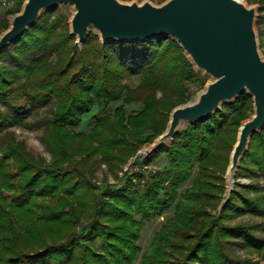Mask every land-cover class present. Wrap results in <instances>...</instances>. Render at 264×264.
<instances>
[{"label": "trees", "instance_id": "obj_1", "mask_svg": "<svg viewBox=\"0 0 264 264\" xmlns=\"http://www.w3.org/2000/svg\"><path fill=\"white\" fill-rule=\"evenodd\" d=\"M3 1L0 33L9 26L8 15L18 12L24 0L16 1V7H5ZM53 13L43 12L16 43L0 52V133L15 122L26 123L22 113L28 106L39 108L52 99L56 103L53 116L40 121L47 127L45 140L54 155L48 167L12 134L0 136V264H134L141 252L136 214L146 220L152 212H166L195 164L194 183L177 201L170 221L154 234L140 264H259L234 248L264 258V187L236 182L239 187L231 199L216 211L239 126L252 108L251 96L243 93L224 104L209 118L178 132L169 147L143 160L150 165L166 154L168 168L125 172L123 183L98 192L90 179L93 167L89 176L84 167L99 153L117 173L166 129L171 110L194 94L187 83L201 76L173 39L103 44L90 32L80 48L68 23L52 18ZM258 24L264 26V13ZM260 35L264 46V30ZM53 51L55 60L49 58ZM8 53L15 66L1 61ZM135 75L136 87L123 83ZM18 99H25L23 107H16ZM120 99L113 113L95 118L90 133L73 134L69 128L78 125L95 103L108 106ZM135 102L143 109L127 114L125 105ZM68 164L73 169L61 172ZM245 176L264 180V128L251 136L235 178ZM249 213L263 220L234 221Z\"/></svg>", "mask_w": 264, "mask_h": 264}, {"label": "water", "instance_id": "obj_2", "mask_svg": "<svg viewBox=\"0 0 264 264\" xmlns=\"http://www.w3.org/2000/svg\"><path fill=\"white\" fill-rule=\"evenodd\" d=\"M60 4L73 8L70 34L77 37L78 46L93 29L103 44L170 38L178 42L195 71L210 78L195 100L172 109L165 131L145 155L169 146L184 126L209 118L241 94L253 97L254 114L241 124L230 158L229 195L251 136L264 128V58L256 29L257 8L244 0H167L160 5L150 1L25 0L21 12L0 34V52L18 41L43 12Z\"/></svg>", "mask_w": 264, "mask_h": 264}, {"label": "rangeland", "instance_id": "obj_3", "mask_svg": "<svg viewBox=\"0 0 264 264\" xmlns=\"http://www.w3.org/2000/svg\"><path fill=\"white\" fill-rule=\"evenodd\" d=\"M16 1H18V0H8L9 6H14ZM121 1L127 2V3H131V2L144 3L146 1H150L153 4L160 5L167 0H121ZM24 2H25V0L22 3L21 9L18 12H16L15 14L21 12L23 5H24ZM244 2L249 6H255L257 8L256 29H257V33H258L260 52L264 58V46L261 45V40H260V38H261L260 32H261V30H264V26H263V24H258L259 15L261 13H264V11L263 12L260 11L262 5L264 4V0H250V2L247 0H244ZM15 7H16V5H15ZM51 11L54 12L52 15V18H54L55 16H59L62 22L68 23V28H69V31L71 32L70 19L73 15V8L71 6H68L65 4H60L59 6H57L56 8H54ZM15 14L8 15L7 18L9 20V26L11 24V18ZM9 26H8V28H9ZM7 29H5V30H7ZM4 31H2V32H4ZM91 32H94L96 34L94 29ZM97 36L101 42L100 36L99 35H97ZM74 37H75V44H76L77 37L76 36H74ZM59 38H61V33L59 35H57V37H56V39H59ZM16 42H14V43H16ZM11 44L8 47H11ZM81 46H78V47L81 48ZM12 51L14 53L18 52L15 49V47H12ZM56 57H57L56 51H53L49 55V58L53 59V60H55ZM13 60H14L13 57L9 53L7 54V56L5 58L1 59V61L5 62L7 65L15 66L16 63ZM200 76L201 77L198 80H196L195 82L187 83L190 90L194 92V94L188 100V102H192L193 100H195L198 93L205 88L207 82L210 80V78L208 76H206L204 73H200ZM123 83L127 84L131 88H134L139 84V76L135 75V76L127 77V78L123 79ZM251 98L253 101L252 96H251ZM122 102H123L122 99H120L119 101L114 102L108 106H103L99 103H95V105L91 108L90 112H88L87 114L84 115V117L82 118L81 122L78 125L72 126L69 128L71 129L73 134H78L80 132H84V133L88 134L91 132V130L95 126V123H96L95 118L96 117L103 116V115H106L108 113H113L115 111V108L118 105L122 104ZM188 102H186V103H188ZM186 103H183V104H186ZM15 105L17 108L23 107L25 105V99H18V101L15 103ZM180 105H182V104H180ZM6 106H7L6 104H1V107L3 109H6ZM125 108H126L127 114H136L140 110L143 109V104L141 102H135V103H132L129 105L126 104ZM55 109H56V103H55L54 99H52L50 102H48L47 104H45L39 108H37V107L35 108L33 106H28L24 110V112L22 113L23 120L26 123L15 122V123H13V125H9L6 130L4 129L2 131V133H0V136L1 135L8 136V134H12L15 142L20 143L24 147V149L27 152L31 153L35 157L37 162H39L42 166L48 167L49 165H51L53 163L54 155H53V150L51 149V147L49 146V144L45 140V134L47 131L46 130L47 127H46V125L40 123V121H43V119L45 117H52ZM12 114H14V113H12ZM253 114H254V102L252 103V108L248 110L247 117L241 121V124L244 121L250 119ZM169 118H170V114H169ZM167 124H168V122H167ZM241 124H240V126H241ZM190 125L184 126L180 132L184 131ZM240 126H239V128H240ZM166 127H167V125H166ZM238 133H239V129H238L236 138H238ZM148 134H150V133H148ZM161 134H159L158 136H160ZM154 140H153V142H154ZM236 142H237V139H236ZM236 142H235V144H236ZM152 143H149V144L146 143L142 147H140L138 149L137 153L133 157H131L129 159V161L123 165L122 169L117 171V173L111 170L110 166L103 160L101 154H99V153H97L95 155V157L89 162L88 166L84 167V171L87 174V176H89L90 175L89 167H93L94 174H93V176H90V179H91L92 183H94L97 186L98 192H102L108 186L113 188L115 185H120L121 183H123L125 180V176H124L125 172L149 173L151 171L163 170V169L168 168V159H167L166 154H163L162 156H160L157 161H155L154 163H152L150 165H146L145 161H143L144 159H146L151 154L150 153L149 155H145L144 151L147 149H150ZM170 144H171V142H170ZM170 144H169V146H170ZM234 145H233V148H234ZM169 146H165V147H169ZM232 151H233V149L230 152L229 164H228L226 171H225V174H224L225 191L223 193V198L220 201L218 208L216 210L219 213L221 212L224 205L231 199L232 192L235 190V188L239 187V186H236V182H239L240 185H247V184H250L253 182H255V183L257 182V183H259L260 186L264 187V180L261 178L260 179H258V178L254 179V178H250V177L245 176V177H240V178L236 179L235 178L236 172H237V170H236L235 175H234L233 190L231 191V193L229 195H227L228 184H229L228 180H227V171H228V167L230 165V158H231ZM77 158H80V156H77ZM71 169H73L72 165L68 164L67 166L64 167L63 170H61V172L65 171V170L70 171ZM197 170H198V164H195L194 171H193L192 175L188 178L187 182L178 189V191L176 192V194H177L176 199L171 203L170 208L166 212H164L162 215H159L157 213L152 212V215L150 218L143 220L141 214H136L137 225L141 228L140 229L141 230V236L137 242V244L141 248V252L139 253L138 257L135 259L134 264H140L143 254L148 250L150 251V246L153 242L154 234L162 227V225L166 221H170V219L173 217V215L175 214L174 211H175L177 201L182 199V197H184V195L186 193V188L190 187L194 183V177L197 173ZM136 180L137 179H135L134 181H136ZM142 184L144 185V180H142ZM165 185L170 188L169 182H165ZM228 197H229V199H228ZM262 220H263L262 217L249 213V214H243V215L237 216V218L234 221H245V222L257 223V222H260ZM77 230H78V232H81V227H78ZM96 245L98 247H100V244L96 243ZM234 249L238 255L250 256L253 260H259L260 261L259 264H264V258L260 259V256L257 253H250L246 250H243L239 246H236ZM196 264H199V263H196Z\"/></svg>", "mask_w": 264, "mask_h": 264}, {"label": "built area", "instance_id": "obj_4", "mask_svg": "<svg viewBox=\"0 0 264 264\" xmlns=\"http://www.w3.org/2000/svg\"><path fill=\"white\" fill-rule=\"evenodd\" d=\"M3 5L6 7V6H9V2L8 1H3Z\"/></svg>", "mask_w": 264, "mask_h": 264}]
</instances>
